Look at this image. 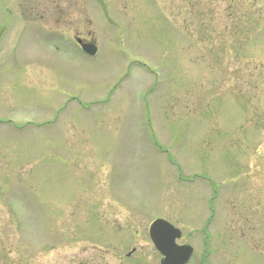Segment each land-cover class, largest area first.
I'll return each instance as SVG.
<instances>
[{"label": "rangeland", "instance_id": "374dc122", "mask_svg": "<svg viewBox=\"0 0 264 264\" xmlns=\"http://www.w3.org/2000/svg\"><path fill=\"white\" fill-rule=\"evenodd\" d=\"M101 1L67 15L93 56L54 18L63 42L0 27V264H159L155 218L201 264L204 175L226 193L206 263L264 264L238 249L243 189L264 197V0Z\"/></svg>", "mask_w": 264, "mask_h": 264}, {"label": "flooded vegetation", "instance_id": "af4514ba", "mask_svg": "<svg viewBox=\"0 0 264 264\" xmlns=\"http://www.w3.org/2000/svg\"><path fill=\"white\" fill-rule=\"evenodd\" d=\"M2 1L3 4L6 5V8H11L13 10L15 9L18 15H27L28 18L34 20L36 19V17H38V19L43 18L44 21L40 23L43 25L45 29H49L52 31L58 30V28H46L47 24L53 22V18L55 19V24L56 23L60 24L61 21H63L62 25L64 27V31L66 32V34H72L75 32V34H77L76 36L86 40V36L83 35L84 32L78 29L76 22L72 24V21L67 18V15L70 14L71 11V6H70L71 0H2ZM61 4H66V5H61ZM230 159L232 162L231 166H234L232 158ZM241 169L243 170L242 172L244 173L242 174V176H239L238 178L240 179L243 178L244 176H247L246 179H248L249 181L252 179L253 182L254 178L250 176L252 170L249 171L247 170L246 167L244 169L243 168ZM235 170L238 171V173H236L235 176H238L240 173L239 172L240 169L237 167V169L235 168ZM235 176H232L229 181L235 180L236 178ZM224 183L225 181L222 182L220 181V183H218L217 179L214 177H212V179L210 178L208 179L207 187L208 190L209 188L210 190L208 193L207 210L210 214L204 223L207 222L208 225L209 247L204 248L203 250L204 253L202 256H205V254H208L211 250L214 252L213 249L214 247L213 244L211 243L212 238L218 237L219 235L217 234L221 232L220 229L222 227L225 228L226 214L224 213L225 210L223 203L225 202V199L223 197L225 196L226 193L223 190ZM243 191L244 193L242 194L241 199L242 202L245 203L246 210L245 212H243L242 215L243 218L240 217L241 218L240 220L242 221V226H244L245 224L247 225L242 229L240 233L241 236L239 238L240 239L239 242L241 245L239 246L238 249L242 250L245 248L247 251L248 250L250 251L249 253L252 256L257 255L258 257H264V210L262 208L264 206V197L259 189L248 187L246 189H243ZM240 220H238L237 223L238 226L241 225V223L239 222ZM209 227L211 229H209ZM199 251L200 250L198 249V251H196L195 254L199 253ZM133 252L131 253L126 252L125 256L130 257L133 254ZM202 256L198 257V259H202Z\"/></svg>", "mask_w": 264, "mask_h": 264}, {"label": "water", "instance_id": "95a60500", "mask_svg": "<svg viewBox=\"0 0 264 264\" xmlns=\"http://www.w3.org/2000/svg\"><path fill=\"white\" fill-rule=\"evenodd\" d=\"M83 48L85 49V51L89 52V53H94L96 48L92 47L91 45H83ZM156 228H167V225L163 222L160 221H156L152 227H151V231H152V238L154 240L155 245L157 246V248L165 255V261L163 262V264H183L189 254H190V249H186V248H182V247H176L173 243V239L174 237H178L179 233H172L171 234V238L169 241L163 242L159 241L156 238L155 235V231H153Z\"/></svg>", "mask_w": 264, "mask_h": 264}]
</instances>
